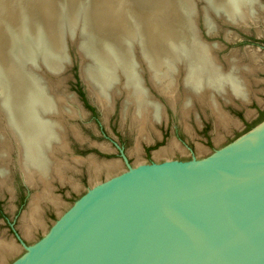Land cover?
I'll return each mask as SVG.
<instances>
[{
  "label": "water",
  "instance_id": "obj_1",
  "mask_svg": "<svg viewBox=\"0 0 264 264\" xmlns=\"http://www.w3.org/2000/svg\"><path fill=\"white\" fill-rule=\"evenodd\" d=\"M58 1L54 7L59 40L48 32L22 33L23 38H17L20 42L11 49L13 71L9 76L0 65V106L5 109L7 86H18L19 76V80L32 84L36 93L50 88L58 96L64 84L63 75L72 62L69 49L75 47L80 57V78L89 95L96 100V89L104 88L113 110L121 97L123 109L134 75L129 77L122 69L125 58L121 51L102 43L94 21L101 5L113 6L120 0ZM132 1L141 9L166 5V0ZM261 1L245 0L252 17L236 26L226 12L233 3L225 7L223 0H193L191 10L186 11L189 10L187 17L199 46H205L206 51L208 47L214 54L217 48L204 40L199 19L203 20L208 36L218 32L214 18L247 32L264 10ZM27 22L31 20L23 25ZM137 44H129V52L135 56L133 68L142 75L145 88L155 90L151 83L150 88L146 85L147 67L140 60ZM174 44L179 56L185 52L187 67L197 66V73L204 75L199 66L202 56H198L196 47ZM179 60L169 58L178 65L183 93L182 83L188 73L185 62ZM218 67L227 72L220 63ZM88 71L91 81L86 78ZM55 80L58 85L52 84ZM219 91L209 90L206 98L211 94L216 99L223 98ZM164 99L171 109L176 108ZM102 109L104 113L112 111ZM0 124L4 127L3 120ZM263 133L264 121L206 158L129 166L88 190L33 246L22 243L26 252L13 264H264ZM253 137L257 143H243ZM11 143L18 142L11 136ZM13 149L19 153L14 145ZM18 160L19 154L16 165L21 171Z\"/></svg>",
  "mask_w": 264,
  "mask_h": 264
},
{
  "label": "bare ground",
  "instance_id": "obj_2",
  "mask_svg": "<svg viewBox=\"0 0 264 264\" xmlns=\"http://www.w3.org/2000/svg\"><path fill=\"white\" fill-rule=\"evenodd\" d=\"M5 1H7L5 8L0 6V65L4 67V73L9 76V73L13 71L11 49L20 42L17 38H23L22 33L28 32L38 35L41 31L48 32L56 41L59 40L60 33L58 30L57 9L54 7L56 0H20V10L11 7L12 3L17 5L18 1L0 0V3L3 4ZM123 1L127 4L130 3L127 7L128 10L122 5ZM191 1L166 0L164 8L141 9L132 0H120L113 6L101 5V8L95 14V19L92 17L98 25V33L102 43L109 45V47H116L121 51V55L125 58V62L121 63L124 66L122 69L127 72L129 77L134 75L131 78V83L128 84L129 97L123 105L122 113L125 119L129 108L132 106L131 119L135 121L136 130L142 139L150 138L149 127L152 128L154 124L161 123L164 109L159 102L153 99L154 96L151 90L145 88L142 75L137 69L133 68L135 56L129 52L131 41H137V46L140 47L139 54L142 58L140 60L146 64L150 83L156 92H160L162 95L158 94L162 97L165 96L164 98L170 102L173 108L176 107L178 99L181 96L184 97L182 107L184 114H187L188 108L192 105V99H197L200 102L209 99L208 103L218 121L217 124L228 128L232 124L231 119L220 109L216 96L211 94L212 98L211 96L206 98V93L209 90L216 91L217 89L220 90L219 92L227 101H230L229 99L232 97L244 103L249 101L248 85L246 79L241 77V67L237 65L236 60L230 61L229 70L223 72L218 67L219 62L216 55L208 47L206 51L205 46H199L195 31L190 26L192 23L187 17V12L192 8ZM223 2H226L223 3L225 7L232 3L234 5L226 9L227 14L232 19L231 23H234V25L239 26L252 17L245 6V0H223ZM187 9L189 10L186 11ZM52 10H54L52 26L41 25V22L37 21L40 13L47 20L44 12L51 13ZM172 18L174 19L172 20ZM28 20H31V22L23 25ZM174 43L196 47L198 56H202V63L199 66L203 67L204 75L198 74L200 70L197 69L199 68L197 66L187 67L188 60L184 56L186 55L185 52L182 51V55L179 56L177 45ZM209 45L211 44L209 43ZM172 57H178L180 62L186 64L188 74L184 77L182 83L183 93L180 90L178 65L175 66L169 61V58ZM242 70L246 71V68ZM0 71L3 73L1 68ZM86 78L91 81L89 71L88 74L86 73ZM19 79L20 76L16 87L8 84L4 99L5 103H3L5 109L0 106V112L5 115H2V118L0 117V121L3 120L4 122V127L0 124V129H2L0 138L3 140L1 143L3 146L1 149V162L2 164L7 163L14 145L19 152L18 162L25 182L29 186L35 185V187H37V183H40L44 188L40 195L38 193V196H34L35 199L32 200L30 213L24 219L25 235L29 237L33 229L40 225L38 220L40 214L39 204L46 201L55 203V199L49 195L52 181L55 178L54 175L64 177L62 174L66 165L58 162L55 155L66 150L68 144L65 140L67 133L73 132L75 136H78V139H81V134H77L76 129H70L65 124L66 122L63 124L60 121L61 119H58L59 117L73 118L78 116L79 113L73 109V102L76 101L75 97L61 98V96L52 93L50 88L48 90L43 88L41 89L43 91L40 90L36 93L32 84ZM59 85H62V83H59ZM91 86L89 85L90 88ZM96 91L98 95H96V98L100 105L104 107L105 111H111L113 106L109 93L101 87ZM69 118H67L68 125H70L69 120H71ZM8 126L11 128L8 129ZM11 136L18 143H11ZM261 140L263 141L261 143H264V133ZM256 141V138L253 137L243 143H257ZM2 164L0 165V188L6 184L9 175V170L4 166L5 164ZM91 166L94 167L97 174L103 171L110 172L118 168V164L115 162L99 165L92 161ZM16 249L14 244L9 245L0 241V259H4L5 253H12Z\"/></svg>",
  "mask_w": 264,
  "mask_h": 264
},
{
  "label": "rangeland",
  "instance_id": "obj_3",
  "mask_svg": "<svg viewBox=\"0 0 264 264\" xmlns=\"http://www.w3.org/2000/svg\"><path fill=\"white\" fill-rule=\"evenodd\" d=\"M15 1H18L17 5L11 1V7L20 10L21 1ZM6 2L0 3L1 8H5ZM261 2L264 5V1ZM129 4L125 1L122 2L127 10ZM191 5L193 6V0ZM44 13L47 20L42 18L40 13L37 21L41 22V25L52 26L54 10L51 13ZM213 22L217 26L218 32L208 36L203 20L199 19V28L204 40L210 44H216L217 48L214 52L224 71L229 70L230 61L236 60L237 65L241 67V77L246 79L249 90V101L246 103L233 97L226 103L225 97L221 94L224 99L221 97L216 99L222 112L232 121L228 128L217 124L218 121L213 115L208 100L203 102L198 100L199 102H197L192 99L193 104L188 108L187 114H184L182 110L184 97L180 95L176 108L171 109L166 100L160 96L162 94L157 91L160 94L158 95L152 89L151 93L155 97L152 96L153 99L159 102L163 109L165 108L161 122L166 118V114L168 118L162 123L154 124L152 128L149 127V139L140 138L136 124H134L135 121L131 119L132 107L125 119L123 117L121 106L123 97L116 100L114 110L104 113L97 98L95 100L89 95L87 87L80 78V57L75 47H70L69 54L72 62L63 75L64 84L63 87L61 86L58 96L61 98L76 96L73 109L79 114L73 118L63 117L65 118L63 119L59 117L58 119H61L63 124L66 122L65 124L70 129H76V133L81 134V139H78V136H75L73 132L67 133L66 150L55 155L58 162L66 165H64L65 170L62 174L64 177L54 175L55 178L52 181L49 195L55 199V203L46 201L39 204L38 220L40 225L33 229L29 237L25 235L24 219L30 213L32 200L38 196V193L40 195L44 188L40 183H37V187L26 184L20 169L16 165L18 156L16 149L11 150L5 165L0 160V165L6 166L9 170L6 184L0 188V205L4 216L7 217L6 220L0 216V241L9 245L14 244L17 248V251L5 253L4 259H0V264H13L26 252L22 243L31 247L41 240L59 220L60 216L66 213L78 199L96 184L128 170L129 166L134 168L140 164L159 163L166 160L188 161L206 158L232 144L235 133L243 127L238 115H242L249 122L256 119L258 110L264 107V10L247 32L237 30L216 18ZM244 67L246 71L242 70L245 69ZM147 74L144 72L146 85L150 88L149 75ZM56 82L57 80L53 81L52 84H57ZM79 91L85 93L87 102L96 110L95 115L86 108L77 93ZM178 91L180 92L179 88ZM80 107L83 109L81 110ZM67 118L71 119L69 120L70 125H68ZM205 126H207L209 134L203 133ZM166 129H168V134L164 143L147 154L146 148L150 147L151 143L158 142L156 139L155 142L152 140L151 131L158 132ZM179 136H183L181 143H178ZM208 140L210 143H207ZM2 147L0 143V158ZM92 161L99 165L115 162L118 164V168L97 174L94 167L91 166Z\"/></svg>",
  "mask_w": 264,
  "mask_h": 264
},
{
  "label": "flooded vegetation",
  "instance_id": "obj_4",
  "mask_svg": "<svg viewBox=\"0 0 264 264\" xmlns=\"http://www.w3.org/2000/svg\"><path fill=\"white\" fill-rule=\"evenodd\" d=\"M261 112H264V107L263 108H260L258 110V114L256 116V119H254V121H252V122L246 121L244 119V117H242V115H238L239 121H241V124H242L241 126H243V127H241L242 129L238 130L237 133H235L233 142H235L238 138H240L241 136H243L244 134H246L247 132L250 131V126L253 125V124H255L260 119ZM166 118H168L167 114H166ZM166 118L163 121H165ZM151 133H152V137H153L152 140L155 142V139H156V140H158V142L157 143H151L150 147H147L146 148L147 154H150L153 151V149L159 148L160 147V144L164 143V141L167 139L168 129L162 130V131H158V132H156V131L153 130V131H151ZM203 133L204 134H209V131L207 130V126H205L203 128ZM239 133H242V134H239ZM178 139H177L179 141L178 143H181L182 142V139H183V136H179ZM207 143H210V140H208ZM24 201H25V199L23 200V202ZM0 216H3V218H5L7 220V217L4 216V213H3L2 209H1V205H0ZM19 241H20V239H19Z\"/></svg>",
  "mask_w": 264,
  "mask_h": 264
},
{
  "label": "trees",
  "instance_id": "obj_5",
  "mask_svg": "<svg viewBox=\"0 0 264 264\" xmlns=\"http://www.w3.org/2000/svg\"><path fill=\"white\" fill-rule=\"evenodd\" d=\"M78 95L81 97L82 101L84 102L86 108L93 114H96V110L94 107H92L91 105H89V103L87 102L85 93H83L82 91L77 92ZM262 121H264V112H261V117L260 119L253 125L250 126V130L257 124L261 123Z\"/></svg>",
  "mask_w": 264,
  "mask_h": 264
}]
</instances>
